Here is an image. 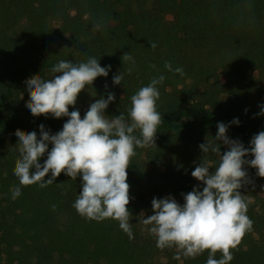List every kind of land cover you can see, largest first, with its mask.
Wrapping results in <instances>:
<instances>
[{
	"label": "trees",
	"instance_id": "obj_1",
	"mask_svg": "<svg viewBox=\"0 0 264 264\" xmlns=\"http://www.w3.org/2000/svg\"><path fill=\"white\" fill-rule=\"evenodd\" d=\"M142 1L0 0V264H206L208 251L184 257L172 247L158 248L156 237L142 233L152 227L141 222L142 210L149 199L147 218L154 214V198L171 196L183 205L184 195L197 187L203 190L206 185L191 173L204 156L200 145L217 135L219 123L228 126L229 139L245 148L264 131V86L255 76H264V0H155L156 15L133 8ZM125 53L132 60L123 62ZM90 57L102 67L111 66L107 77L89 86L97 99L115 95L105 110L110 119L122 113L130 122L131 97L153 79L165 77L157 85L162 123L155 144L137 147L127 169L132 238L114 219L97 221L77 212L82 177L61 173L41 187L22 186L14 175L16 130L35 131L39 137L43 124L56 134L69 119L33 116L30 110L28 121L21 117L20 64L47 80L58 75L52 68L61 60L78 64ZM120 73L123 81L116 85L113 77ZM85 100L83 90L69 111L78 110L83 118L90 107L82 108ZM236 119L239 124L233 123ZM218 143L221 154L229 150ZM168 157L189 162L191 171L148 169L147 164L159 166ZM208 158L218 166V156ZM244 169L251 181L243 188L251 192L247 215L253 229L231 250L229 264H264V178L248 164ZM17 187L21 195L13 199ZM178 254L179 260L174 258ZM221 255L217 252L215 258Z\"/></svg>",
	"mask_w": 264,
	"mask_h": 264
},
{
	"label": "clouds",
	"instance_id": "obj_2",
	"mask_svg": "<svg viewBox=\"0 0 264 264\" xmlns=\"http://www.w3.org/2000/svg\"><path fill=\"white\" fill-rule=\"evenodd\" d=\"M150 44L155 48L154 43ZM122 60H132L131 53H125ZM165 67L173 70L170 62H166ZM110 70V65L102 67L92 57L78 64L61 60L52 68L58 73L53 79L44 80L37 74L26 81L30 93L26 106L33 116L51 114L55 118L69 119L56 134H51L43 124L39 137L35 131L16 130L19 158L14 175L22 186L39 183L41 187L52 184L61 173L72 179L82 177V190L74 203L77 212L97 221L114 219L132 238L127 169L137 147L155 144L162 123V115L157 111L160 98L157 85L162 84L165 77L153 79L131 97L130 122H126L122 113L111 119L106 116L105 110L115 100L111 93L91 103L83 118L78 110L69 111L70 106L76 105L79 94L98 77H107ZM175 71L183 75L182 68ZM122 81V73L113 77L116 85ZM261 114L264 115V111ZM233 123L239 124V120ZM137 130L138 136L134 134ZM227 131L228 126L219 123L217 135L206 137V143L200 145L204 156L191 175L206 185L202 191L195 188L184 195L183 205L171 196L153 199L154 214L141 222L152 225L149 231L156 236L158 248L175 246L184 257L208 251L206 264H229L233 259L231 250L252 231L253 221L247 215L251 200L240 190L251 183L245 164L257 169V175L264 178V131L252 138L250 148L229 139ZM218 141L229 150L221 154ZM209 154L218 156V166L213 167ZM248 155L254 159L245 160ZM212 168L214 172L210 171ZM49 174L51 178L45 180ZM20 195V188L13 189V199ZM217 252L222 254L220 259L215 258ZM174 258L179 260L180 255Z\"/></svg>",
	"mask_w": 264,
	"mask_h": 264
},
{
	"label": "rangeland",
	"instance_id": "obj_3",
	"mask_svg": "<svg viewBox=\"0 0 264 264\" xmlns=\"http://www.w3.org/2000/svg\"><path fill=\"white\" fill-rule=\"evenodd\" d=\"M154 6H155V0H144V1L140 2V3L134 4V7L133 8L136 11H142V12H146V13H150V14L156 15L155 14V11H154ZM164 19L166 21H170L171 20V16L166 15V16H164ZM28 61H30L31 63H33L35 61V58L32 57V56L31 57H28ZM20 69L22 71V76L19 79L18 87L20 88V90L22 92L21 100H22V104H23V111L21 113V117L24 120L28 121L29 120V110L30 109L26 105H27L28 101L30 100V93L28 92L26 81L29 78L33 77L34 74L28 68V66H26L25 64H20ZM255 76H256L259 84H261V86H264V76L260 75L259 73H255ZM53 78H54V76L49 75L47 77V80L53 79ZM84 91L87 94V100H85L83 102L82 108L83 109H88V107L90 106V104L93 103V102H95L98 99H97L96 94L92 92V90H91V88L89 86H87ZM227 148H228V146H227ZM147 167H148V169L151 172H164V171H166L168 169H171V168H179L184 173H188V172L191 171V165H190L189 162H185V161L176 162L171 157H168L164 161V163L162 165L156 166L154 164L149 163V164H147ZM199 190H200V188H199ZM240 191L246 197H250L251 196V192L249 190H247L246 188H243L242 187ZM149 213H150V204H149V199H148L146 201V203H145V206H144L143 210H142V218H146V216ZM142 233L145 235V237H153V238L156 237L155 235H153L149 231V229L147 227H144L143 228V232ZM172 248L174 249L175 252H178V253H181L182 254L181 250H179L177 247L172 246Z\"/></svg>",
	"mask_w": 264,
	"mask_h": 264
}]
</instances>
